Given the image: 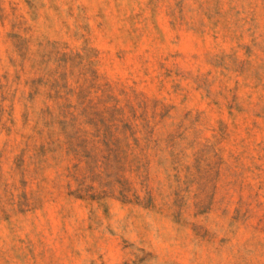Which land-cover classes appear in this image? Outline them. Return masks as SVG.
I'll return each mask as SVG.
<instances>
[{
    "label": "rangeland",
    "instance_id": "1",
    "mask_svg": "<svg viewBox=\"0 0 264 264\" xmlns=\"http://www.w3.org/2000/svg\"><path fill=\"white\" fill-rule=\"evenodd\" d=\"M0 264H264V0H0Z\"/></svg>",
    "mask_w": 264,
    "mask_h": 264
}]
</instances>
